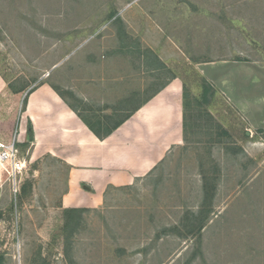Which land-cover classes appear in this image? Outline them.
Instances as JSON below:
<instances>
[{"label":"rangeland","instance_id":"rangeland-1","mask_svg":"<svg viewBox=\"0 0 264 264\" xmlns=\"http://www.w3.org/2000/svg\"><path fill=\"white\" fill-rule=\"evenodd\" d=\"M149 46L198 94L205 74L197 61H264V0H0V118L13 114L18 133L29 89L61 82L76 65H97L99 79L120 75L125 92L162 83L171 73H150ZM222 96L209 110L229 135L208 145L203 130L191 132L148 176L108 186L100 207L84 206L68 247L76 264H264V129L248 128ZM32 147L17 148L25 164L15 183L7 163L0 166L2 264H69L61 232L68 167L47 155L28 160ZM203 172L216 185L211 204H203L209 215L198 235L182 237V219L201 212ZM176 225L180 232L168 230Z\"/></svg>","mask_w":264,"mask_h":264},{"label":"crops","instance_id":"crops-1","mask_svg":"<svg viewBox=\"0 0 264 264\" xmlns=\"http://www.w3.org/2000/svg\"><path fill=\"white\" fill-rule=\"evenodd\" d=\"M148 49L154 56L156 53V57L151 55L152 63L148 60L150 53L146 55V68L152 75L163 71L160 62L169 68L152 47ZM227 59L230 58L196 63L204 65L201 70L205 76L248 121V128L264 129V61ZM85 70L90 74H84ZM96 72L97 65L81 69L76 65L70 74L59 76L61 82L60 78L38 82L27 96L25 109L19 112L20 131L15 133L14 129L11 137L8 132H0V143H21L27 140L26 128L31 122L33 147L28 160L42 155L63 160L68 170L61 199L67 207H100L108 186L132 185L152 173L172 148L184 144L179 74L173 78L168 75L162 83L149 81L148 88L132 86L125 92L120 75L104 80L103 76L97 78ZM251 88L248 96H241ZM115 96V102H107ZM121 100L131 107H120ZM12 115V126L16 127L17 118Z\"/></svg>","mask_w":264,"mask_h":264},{"label":"trees","instance_id":"trees-1","mask_svg":"<svg viewBox=\"0 0 264 264\" xmlns=\"http://www.w3.org/2000/svg\"><path fill=\"white\" fill-rule=\"evenodd\" d=\"M114 23L117 24L118 26V33L121 35V32L124 34V26H123V21L120 17H115L114 18ZM122 34V35H123ZM150 53V55H153L152 51L150 49H146ZM145 52V51H144ZM154 56V55H153ZM156 57V56H154ZM147 64V61L146 63ZM160 68L163 71L170 72L169 78H173L176 76V74L166 65L162 62H160ZM199 77L198 86L200 87V91L198 94L194 93L192 91V88L188 86V82L185 78L181 77L182 80V126H183V138L184 140L187 139L188 135L190 133L194 132L196 133L197 130L199 132H202V138L204 137V143L210 145L214 142L220 141V138L223 135H229L228 131L222 126V124L217 121L212 113L209 110V107L212 104V100L215 98V95L219 93L221 96L222 94L220 93L219 89L205 76ZM10 85V88H12V91L14 92H19V91H25L24 88H15L11 83H8ZM164 85V83H163ZM35 87V86H34ZM32 87L29 89L27 94L23 98V107L21 111L25 109V105L27 102V96L28 94L34 89ZM223 97V96H222ZM131 112H129L126 116H129ZM126 116L124 118H126ZM124 118L122 119L121 122H123ZM15 129V125L12 126V117L7 116L6 119L2 118L0 119V132L5 131L8 132L10 137ZM110 131V130H109ZM257 131L262 132V129H258ZM246 133V131L244 132ZM33 141V129L31 122L28 121L27 124V140L21 143H17L16 141L14 142L16 148H23L27 147L30 142ZM10 142V141H9ZM203 197H204V202L200 205V211L204 212L205 215L203 217L200 216L199 212H190L187 216H185L182 220L183 226L185 227L184 232H180L178 226H172L169 227V231H175L173 230L174 228L178 229V231L182 234H180L182 237H185L190 234H196L198 235L200 233V230L205 223L204 221L208 218L209 215V208L203 204L207 203L211 204L212 197L215 193L216 190V185L214 183V179L210 178L205 172H203ZM85 189L90 190V187L87 185H82ZM26 184L22 186V190L25 191ZM89 210L88 208L84 207H67L62 209V224H61V232L62 235L64 236V247H65V254L68 258V263L69 264H76L75 261L70 257L68 253V247L70 244V239L72 235L78 231V228L80 227L82 223V217L83 213L85 211ZM190 215L197 220L195 224H191L189 222ZM188 223V226L187 224ZM166 229V228H165ZM164 232V231H163ZM3 262V256L0 255V264ZM36 264H49V262L45 259L42 258L39 260L38 263Z\"/></svg>","mask_w":264,"mask_h":264},{"label":"built area","instance_id":"built-area-1","mask_svg":"<svg viewBox=\"0 0 264 264\" xmlns=\"http://www.w3.org/2000/svg\"><path fill=\"white\" fill-rule=\"evenodd\" d=\"M14 140L10 141L9 143H0V166H5L6 165L10 167L9 174H11V177L14 180L15 183V178L17 173H20L22 168L24 167L25 162L20 160V158L17 156L18 155V149L16 148L14 144ZM15 185V184H14Z\"/></svg>","mask_w":264,"mask_h":264},{"label":"water","instance_id":"water-1","mask_svg":"<svg viewBox=\"0 0 264 264\" xmlns=\"http://www.w3.org/2000/svg\"><path fill=\"white\" fill-rule=\"evenodd\" d=\"M248 133V132H247Z\"/></svg>","mask_w":264,"mask_h":264}]
</instances>
